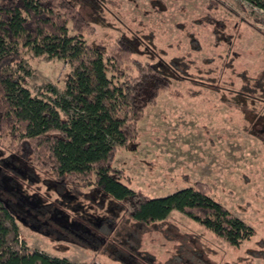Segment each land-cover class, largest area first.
<instances>
[{
	"label": "rangeland",
	"instance_id": "374dc122",
	"mask_svg": "<svg viewBox=\"0 0 264 264\" xmlns=\"http://www.w3.org/2000/svg\"><path fill=\"white\" fill-rule=\"evenodd\" d=\"M209 1H100L98 12L90 11L93 18L98 17L96 35L87 39L114 40L120 34L139 37V50L150 54L143 60L157 62L161 57L168 63L183 59L191 64L189 75L175 80L172 68L158 63L175 81L145 110L137 125L136 141L127 148L116 147L114 167L124 172V183L149 198L171 195L194 182L206 184L211 197L251 227L255 237L231 248L196 222L172 211L160 228L151 227L140 236L138 254L131 261L113 260L112 250L103 255L99 253L102 249L95 252L60 241L20 221L16 233L7 237L5 248L19 251L24 241L30 250L64 258L71 264L88 263L93 258L106 264H264V143L254 136L256 132L264 136V118L244 116L248 110L264 115V96L242 92L246 82L255 88L256 78L262 77L264 70V12L242 0H217L226 7L209 12ZM208 13L223 26L218 29L221 44L215 42L213 27L205 23ZM147 37L152 39L150 46ZM16 51L23 62L22 84L33 97L53 102L63 95V79L75 63L35 56L27 48L17 47ZM251 98L257 104L251 105ZM10 155L9 149L0 148V160ZM27 166L21 164L24 170H18L23 176L14 178L17 190L26 198H35L39 205H57L60 198L50 177L36 167L31 176ZM108 201L89 190L85 197L64 201L59 210L65 215L59 224L83 230L82 221L93 223L99 216L85 209L102 205L106 214L115 212ZM4 217L0 207V222L10 227ZM52 228L58 230L55 225Z\"/></svg>",
	"mask_w": 264,
	"mask_h": 264
},
{
	"label": "trees",
	"instance_id": "16d2710c",
	"mask_svg": "<svg viewBox=\"0 0 264 264\" xmlns=\"http://www.w3.org/2000/svg\"><path fill=\"white\" fill-rule=\"evenodd\" d=\"M100 1L104 0H0V148L11 152L10 157L0 160L5 163L0 166V207L10 226L0 222V264H71L64 258L30 250L24 241L19 251L5 248L19 221L60 241L95 252L102 249L99 253L103 255L112 250L113 260H133L140 236L151 227L160 228L172 211L196 222L231 248L251 241L254 230L214 200L206 184L194 182L171 195L149 198L124 183V172L114 167L116 147L127 148L136 141L137 125L145 110L169 91L175 79L163 73L158 63L171 67L177 74L175 80L187 77L191 64L183 59L168 63L161 57L157 62L143 60L150 54L139 50V37L120 34L114 40L89 41L88 37L96 35L98 19L90 11L98 12ZM242 1L264 12V0ZM219 7L226 6L217 0L207 4L209 12ZM205 23L213 27L215 42L221 44L218 29L223 26L209 13ZM146 41L150 46L151 37ZM17 47L30 49L35 56L76 64L63 79L62 96L46 102L30 94L22 84L23 62ZM255 82V88L246 82L242 89L245 96L254 92L264 96V70ZM250 103L257 104L252 98ZM253 113L248 110L244 116L264 118ZM254 136L264 143V136L257 132ZM21 164L30 166L26 169L31 170V176L36 167L50 177L60 198L57 205H39L35 198H26L17 190L14 178L23 176ZM88 190L109 198L115 212L106 214L100 205L95 210L85 209L99 216L93 223L82 221L83 230L60 225L65 215L59 210L61 203L85 197ZM82 264L106 263L93 258Z\"/></svg>",
	"mask_w": 264,
	"mask_h": 264
}]
</instances>
